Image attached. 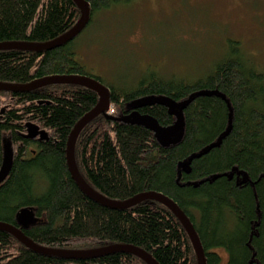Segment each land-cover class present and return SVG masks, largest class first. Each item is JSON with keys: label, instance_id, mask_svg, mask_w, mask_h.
Segmentation results:
<instances>
[{"label": "trees", "instance_id": "trees-1", "mask_svg": "<svg viewBox=\"0 0 264 264\" xmlns=\"http://www.w3.org/2000/svg\"><path fill=\"white\" fill-rule=\"evenodd\" d=\"M86 1L91 19L85 29L97 14L135 2ZM80 15L74 0H0V42L56 39ZM77 37L48 51H0V82L28 84L54 75L101 81L110 90L113 112L87 124L75 145L76 163L88 184L118 201L146 192L172 199L194 225L207 264H264V72L248 60L239 42L230 40L229 53L202 76L167 77L147 67L121 85L89 73L74 48ZM148 96H166L178 104L190 99L178 142L165 146L153 130L124 121L138 111L161 126L177 122L165 105L132 107ZM98 101L95 91L73 84L0 91V171L5 138L12 153L10 172L0 183V222L19 227L44 247L129 244L159 264H197L187 231L168 207L144 200L112 209L92 200L72 178L66 159L70 133ZM29 122L45 130L48 139L27 138ZM24 208H32L36 217L27 227L17 219ZM0 264L147 263L122 252L90 259L40 254L0 230Z\"/></svg>", "mask_w": 264, "mask_h": 264}, {"label": "rangeland", "instance_id": "rangeland-1", "mask_svg": "<svg viewBox=\"0 0 264 264\" xmlns=\"http://www.w3.org/2000/svg\"><path fill=\"white\" fill-rule=\"evenodd\" d=\"M230 40L264 72V0H135L97 14L73 45L89 73L122 85L147 67L202 76L229 53ZM4 145L9 156L8 138Z\"/></svg>", "mask_w": 264, "mask_h": 264}, {"label": "water", "instance_id": "water-1", "mask_svg": "<svg viewBox=\"0 0 264 264\" xmlns=\"http://www.w3.org/2000/svg\"><path fill=\"white\" fill-rule=\"evenodd\" d=\"M74 1L80 9L81 15L78 22L69 31L57 37L56 39L41 43L18 41L0 42V51L23 50L42 52L58 48L72 41L87 27L91 19V8L88 1ZM55 84H73L83 86L95 91L99 96L97 105L76 123L70 133L67 143V164L72 178L75 180L80 189L92 200L112 209H127L144 200H153L162 203L175 214V216L181 221L182 225L187 231L197 256V264H207L206 254L194 225L184 213V211L172 199L168 198L162 193L146 192L124 201L113 200L102 195L100 192L90 186L81 174L75 159L76 141L79 134L87 124H89L99 115L107 114L111 105V101L110 90L105 84L94 77L85 75H54L38 79L28 84H12L0 82V91L25 92ZM189 102L190 99L187 100V102L184 104H178L174 100L166 96H148L133 102L132 107L135 108L153 104L165 105L169 108V112L175 115L178 119L177 122L172 126H161L154 117L141 114L138 111H133L129 116H127V118L124 119V121L130 120L132 122L143 124L144 126L155 132L156 137L161 141L163 145L168 146L173 142H178L181 137L184 125L183 109ZM25 135L30 139H34L37 137L42 140L48 139V134L45 130H41L39 126L30 122L27 123V133ZM11 156L12 153H9V156H6V154H4V163L0 171V183H2L6 179L10 172L12 163ZM17 219L20 225L23 227H27L30 224L36 222L35 213L32 208L22 209L18 213ZM0 230L12 234L23 245L40 254L58 256L65 259H90L122 252L133 254L144 260L147 264H159L158 261L149 252L137 246L129 244H110L91 249H57L38 245L29 237H27L22 229L15 225L0 222Z\"/></svg>", "mask_w": 264, "mask_h": 264}, {"label": "built area", "instance_id": "built-area-1", "mask_svg": "<svg viewBox=\"0 0 264 264\" xmlns=\"http://www.w3.org/2000/svg\"><path fill=\"white\" fill-rule=\"evenodd\" d=\"M112 107V106H111Z\"/></svg>", "mask_w": 264, "mask_h": 264}]
</instances>
